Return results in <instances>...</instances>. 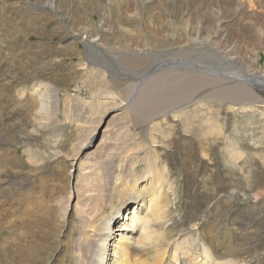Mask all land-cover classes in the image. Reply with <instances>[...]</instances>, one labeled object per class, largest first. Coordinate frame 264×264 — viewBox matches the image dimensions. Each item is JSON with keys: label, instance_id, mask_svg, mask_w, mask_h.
Instances as JSON below:
<instances>
[{"label": "rangeland", "instance_id": "1", "mask_svg": "<svg viewBox=\"0 0 264 264\" xmlns=\"http://www.w3.org/2000/svg\"><path fill=\"white\" fill-rule=\"evenodd\" d=\"M187 1L139 0V17L134 9L114 23L110 0H0V264H77V249L85 252L76 245L77 228L80 217L94 211L95 192L106 200L101 211L109 212L117 205L114 182L127 187L144 172V161L132 168L128 163L153 153L129 109L138 93L126 101L125 96L138 81L139 89L146 83L133 108L150 95L153 77L172 70L167 63H177L167 54L178 55L180 47L199 46L213 35V46L229 50L248 71L264 74V0H193L185 9ZM144 14L159 34L143 28ZM86 28L100 49L88 47ZM126 35L137 40L127 41ZM144 55L151 66L148 59L138 64ZM34 84L51 86V99L57 100L41 125L33 119L39 101ZM263 87L253 88L260 103L251 108L200 101L199 115L192 105L182 120L159 124L154 140L164 145L157 154L167 164L171 185L169 224L147 230H168L175 241L176 246L170 243L175 258L167 264H199L205 248L217 264H264ZM205 117L214 118L218 132L212 147L196 140L194 125ZM93 132L83 150L90 154H82L74 167L69 162ZM49 153L55 156L49 159ZM74 203L78 208L72 211ZM145 248L129 250L142 261L151 258L152 245ZM85 262L86 254L78 264Z\"/></svg>", "mask_w": 264, "mask_h": 264}, {"label": "bare ground", "instance_id": "2", "mask_svg": "<svg viewBox=\"0 0 264 264\" xmlns=\"http://www.w3.org/2000/svg\"><path fill=\"white\" fill-rule=\"evenodd\" d=\"M110 2H112L113 5V7L111 8V12H112L111 15L115 16V18L111 17L110 19L114 21V23L120 22L121 20L124 19V15H123L124 12H127L131 15L134 9H135L134 12H136L138 9L137 14L135 16L133 15L136 18L142 14L141 13L142 9L140 8L139 11V8H137L139 4V0H110ZM193 2H194L193 0L192 2L188 0L184 4L187 5L185 9H187V7L189 9V6H192ZM166 10L167 9H165V11ZM181 11H183V9H181ZM144 15L145 16L142 22L143 28L147 31L148 34L154 33V35H156L155 31L157 33L159 32L160 29H157L159 26L157 28H152L151 27V23L153 22L151 20L152 17L149 16V14H144ZM127 16H128L127 19L132 18V16L129 15ZM187 25L188 24L185 23L184 27L187 28ZM217 25L219 27L218 23ZM186 28H184L183 30H185ZM118 29L119 32L123 34L122 33L123 31L120 28ZM164 31H162L161 33H163ZM91 32L92 31L90 28H86V30L82 32L84 39H86V44L88 45V47L92 49H97V48L100 49L99 47L100 43H98V41H95L97 40V38L95 39L91 35ZM213 37H214L213 35H208L205 39H203V41L199 42L198 44L199 46H196L194 44V46L192 45L193 47L189 46V48L187 49L180 47L179 49L181 50H178L179 52L178 55L172 56V54H167L169 59L177 60V63H174L176 61L167 63L165 66L167 68H171L172 70L159 71L158 74L153 77L154 80L153 82L150 83L149 88L147 90L150 93V95H148L142 102H139L138 103L139 105L136 106L135 108H133L134 106L133 103L135 104L136 100L139 98L140 92L144 88L146 82L143 83L140 89L138 86L139 81L135 82L127 90L125 101L128 99L129 96H131L132 98L134 94L138 93L135 98L134 97L132 98L133 100L131 103V107H129V109H131L132 116L136 120V123L140 128L142 138L144 142L147 144L146 146L148 147V149H150L148 153L153 152L152 153L153 155L148 154V156L143 157V160L141 159L142 157L140 158L139 155H138L139 157L133 155L134 156L133 160L128 163L129 168L135 166L136 160H141L144 161L145 164L144 169H142L144 170V172L140 174L141 176L139 175L137 178H134L131 181H127L130 184L127 187H124L122 184H119L117 187L116 185L118 184L119 180L114 182L113 189L116 194V196H114L116 197L114 200L117 201V205L115 204H113L114 206L111 205V210L109 212L108 210L107 213L105 212L103 213V211H101L103 208L102 206L106 204V200L99 192H95V196L92 197V201H93L92 205H94L93 207L94 211L93 212L90 211L89 213L83 214L80 217V226H79L80 228H77L79 230V234L77 239L75 238V240L77 241L76 245L78 244V246L84 247L85 249V252L83 250L77 249V257H78L77 264L79 263V257L81 256L85 257V254H86L85 264H167V261L169 259L175 258L174 255L175 252H173L172 250L173 248L172 244L176 246V243L175 241L170 242L169 231L163 230L161 232L155 233V232H149V230H147L148 228L157 225H160L161 227L165 228L166 225L169 224L166 223L167 222L166 213H167V209L170 207L168 203V193L169 190L171 191V185L166 178L167 169H168L167 164L163 159V156L157 154L158 148L161 149L162 147H164V145L163 142L157 143L154 140L155 138L154 136L160 133V132L157 133V131H159L160 128L159 124L163 121L165 122V119L167 118H172L174 120H182L183 118H185V115L188 111L187 108L192 105L196 107L194 114L199 115L201 110H200V106L196 103H200V101L206 102L208 100H217V101L220 100L226 102L229 106L235 104L237 105V107L241 109L251 108L252 105H254L255 103L257 102L260 103V100L258 98L259 96H257L253 88L264 86V74L252 73L248 71L245 67H243L240 62H236L235 60L233 61L232 56H229L230 54L228 55L227 53L229 52V50L225 52L213 46L214 44H216ZM210 38L213 39L210 40ZM126 39L127 41L137 40L136 37H132L128 35H126ZM210 41L212 42L213 45L210 43ZM142 59L143 60L140 61V63L138 64L145 62V59H148L145 62L148 63V66L151 64L150 62L151 59L149 56L144 55V58ZM163 59L164 61H166L165 60L166 58ZM158 60H162V59L158 58ZM148 73L149 70L147 72L145 71V74L143 73L141 74L148 75ZM31 91L35 92L34 94L38 97L37 100H39L37 101L38 106L35 107L33 111L34 112L33 119L39 125L44 124L50 119L51 115L49 116L50 114L49 110L53 106V103H56L57 101L55 98L54 99L56 101L51 99L52 96H55V92L51 86H45L42 84H34L31 88ZM119 108L120 107L117 105V107L112 108L111 110L113 111ZM231 108L234 109L233 106H231ZM208 112H211L210 109ZM262 113L264 115V112ZM262 113L259 114L261 115ZM193 117H192L193 119L197 118L196 115ZM207 117L203 118L204 123L200 119L201 123L199 121L197 123L198 126L194 125L195 127H197L196 140L200 145L202 144L204 145V142L208 141L209 146L212 147L214 139L218 136V132L217 129L214 128L215 126L213 123L214 118H211L208 121ZM97 129L98 130L100 129V124L97 126ZM188 129L190 128L188 127ZM94 137L95 136L93 132L90 134L89 138L84 143H82L80 147H78L77 152L72 157V160L70 159L71 162L69 163L74 165V167L75 165L79 166L80 164L79 157L82 154L83 155H86L87 153L90 154V150H87L86 152L83 151L84 148L86 147V143L88 142L87 146H89L93 142ZM163 137L165 138V135H163ZM142 146L145 147L144 144ZM230 147L231 146H227L224 148V150H225V154L231 157V154L233 155V153H231L232 150L230 151ZM93 150H91V152ZM125 153L127 154V152ZM54 156L55 153H51V154L49 153V159ZM240 157L241 156H239V158ZM238 164L240 163L238 162ZM109 205L110 202H108L107 206ZM77 208H78L77 204L75 203L72 204L71 207H69V209L72 211L73 209L76 210ZM219 217L221 218L223 216L221 215ZM219 220L220 219H218V222ZM180 234L178 233V235ZM170 243L172 244L170 245ZM151 245H152V252L151 253L149 252L151 258L147 256V258L144 257L145 259H143L142 261L139 260L138 258H133L134 252H131L129 250V248L133 250L136 248H140V250L141 249L143 250L146 249L145 247H150ZM215 257L213 255L211 256V254L205 248L204 255L201 258L200 257L198 258L200 260L199 264H214V262L215 264H217V262L215 261Z\"/></svg>", "mask_w": 264, "mask_h": 264}]
</instances>
